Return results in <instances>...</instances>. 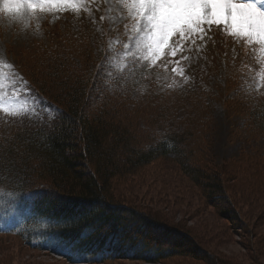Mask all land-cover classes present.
Instances as JSON below:
<instances>
[{"label":"trees","instance_id":"obj_1","mask_svg":"<svg viewBox=\"0 0 264 264\" xmlns=\"http://www.w3.org/2000/svg\"><path fill=\"white\" fill-rule=\"evenodd\" d=\"M101 4H92L94 21H80L75 30L63 28L52 34L50 43L39 45L49 82L22 74L31 96L53 114L23 116L0 131V200L12 205L0 209V237L56 252L71 264L169 260L185 254L176 250L182 240L165 250L154 237L144 236L139 225L128 226L139 220L145 229L173 232L129 206L117 192L120 183L149 165L172 161L209 199L221 198L225 184L207 137L212 86L206 79L224 67V102L243 110L253 130L263 132L264 66L233 44L209 54L206 47L204 58L193 66L195 80L174 90L154 79L159 70L134 69L125 59L118 71L106 69L107 76L97 78L108 51ZM222 201L233 206L228 196ZM12 213V223L4 224ZM182 237L193 246L189 233Z\"/></svg>","mask_w":264,"mask_h":264},{"label":"rangeland","instance_id":"obj_2","mask_svg":"<svg viewBox=\"0 0 264 264\" xmlns=\"http://www.w3.org/2000/svg\"><path fill=\"white\" fill-rule=\"evenodd\" d=\"M100 1L101 16L107 24L106 49H112L114 53L122 52V44L128 42L126 38L132 34L131 28L135 21L131 19L122 0ZM84 5L77 4L79 10L70 7L67 11L39 14L38 18H29L27 26L23 22H14L7 28H0V59L4 63H11L14 66L12 71L18 76L23 74L34 82L44 77L42 80L49 82L43 73L47 61L39 57L42 52L39 45L50 43L53 33H60L63 28L75 30L80 21H94L90 6ZM233 44L239 45L242 52L253 54L264 66V55L260 53L259 46L246 45L243 41L234 43L232 37L219 31L214 33V42L207 44V54L222 45ZM203 47L199 45L198 54H192V66L204 58L202 55L206 51H199ZM91 50H95L92 41L89 53L93 61ZM205 58L207 60L208 56ZM113 59L117 68L124 61L122 56H114ZM206 80L212 86L209 87L210 96L208 94L210 107L207 116L210 124L207 137L213 160L218 166L217 172L220 179L224 180L225 196L209 199L172 161H161L145 167L130 181L120 183L122 186L117 192L127 199L126 203L133 209L153 216L158 224L173 232H156L150 227L145 229L139 220L127 224L139 225L143 228L144 236H152L151 240L154 237L152 241L165 250L182 240L176 250H183L185 254L156 263L121 258L99 264H264V131L253 130L243 110H237L224 102V67L218 73H209ZM5 85L10 87V81L5 80ZM28 99L36 101L35 108L38 110L30 115L40 117L42 113L53 114V110L44 106L39 99L31 96ZM19 118L0 112V131L8 129ZM226 196L233 206L224 204L222 200ZM60 202L57 204L60 205ZM183 233L192 236L195 241L193 246L183 241ZM0 264L70 263L48 251L26 247L16 238L0 237Z\"/></svg>","mask_w":264,"mask_h":264},{"label":"snow or ice","instance_id":"obj_3","mask_svg":"<svg viewBox=\"0 0 264 264\" xmlns=\"http://www.w3.org/2000/svg\"><path fill=\"white\" fill-rule=\"evenodd\" d=\"M92 0H0V13L14 22L27 26L29 18L52 11L79 10L76 6ZM135 21L131 35L122 44V52L109 49L101 57L96 77L107 76L106 69L118 71L114 56L131 60L135 69L145 72L159 70L154 79H163L166 86L175 89L177 84L195 80L192 54L204 51L214 42V33L221 32L233 38L234 43L259 46L264 55V0H122ZM103 20L104 17L99 18ZM119 44L120 41H117ZM198 54V53H197ZM0 112L12 118L35 113V100H29L32 89L22 75L12 71L11 63L0 59ZM8 69V72L3 71ZM148 79L147 76L144 77ZM264 80V76L261 77ZM10 81V87L5 85ZM168 80L176 83H167ZM165 84H161L163 88ZM93 87H96L95 81ZM107 90V85L105 86ZM13 199L15 193L9 194ZM11 207L0 200V209Z\"/></svg>","mask_w":264,"mask_h":264},{"label":"clouds","instance_id":"obj_4","mask_svg":"<svg viewBox=\"0 0 264 264\" xmlns=\"http://www.w3.org/2000/svg\"><path fill=\"white\" fill-rule=\"evenodd\" d=\"M0 28H7L11 26L14 21H12L7 15L0 13Z\"/></svg>","mask_w":264,"mask_h":264}]
</instances>
